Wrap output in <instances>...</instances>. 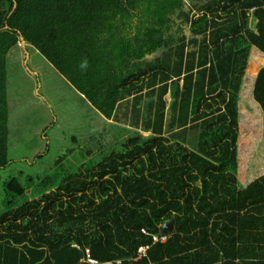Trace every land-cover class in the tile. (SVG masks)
<instances>
[{"label": "trees", "instance_id": "trees-1", "mask_svg": "<svg viewBox=\"0 0 264 264\" xmlns=\"http://www.w3.org/2000/svg\"><path fill=\"white\" fill-rule=\"evenodd\" d=\"M20 42L132 134L41 178L10 172L33 154L11 141ZM262 143L264 0H0V264H89L86 248L111 264H238L248 235L264 243Z\"/></svg>", "mask_w": 264, "mask_h": 264}, {"label": "rangeland", "instance_id": "rangeland-1", "mask_svg": "<svg viewBox=\"0 0 264 264\" xmlns=\"http://www.w3.org/2000/svg\"><path fill=\"white\" fill-rule=\"evenodd\" d=\"M8 61L11 70L9 94L12 144L18 146L22 154L27 152L26 148L30 145L33 146L29 152L33 151V154L36 150H45L47 144L50 147L49 154L39 158L38 163L30 164L36 159L33 154H29V160L25 159L24 163L10 169L23 182L28 173L35 178L51 174L56 160L64 154L68 155L66 166L81 164L83 158L100 159L96 155L102 149H113L117 139L132 134L131 127L107 119L87 105L84 97L62 75L56 73L33 47L25 48L23 42L12 47L8 52ZM38 76L41 78L40 87ZM167 98L168 109L172 98ZM127 128L130 129L125 130ZM177 133L186 136L184 141L188 146H196L198 129L188 128ZM139 134L146 136L149 133L140 130ZM74 137L76 141H73ZM69 148L74 149L72 153L67 152ZM81 149L84 157L79 154ZM89 150L91 154H88ZM258 150L264 153L263 143ZM21 168L25 171L23 176L19 174ZM32 190V187L26 190L21 202L33 199Z\"/></svg>", "mask_w": 264, "mask_h": 264}, {"label": "crops", "instance_id": "crops-1", "mask_svg": "<svg viewBox=\"0 0 264 264\" xmlns=\"http://www.w3.org/2000/svg\"><path fill=\"white\" fill-rule=\"evenodd\" d=\"M257 238L259 237H256L254 234L247 236V241L244 242L247 245L245 251L247 257H240L235 262H237L238 264H264V255H262V257H259L257 255L258 251L264 252L263 249L259 250L260 247H264V243H258Z\"/></svg>", "mask_w": 264, "mask_h": 264}, {"label": "built area", "instance_id": "built-area-1", "mask_svg": "<svg viewBox=\"0 0 264 264\" xmlns=\"http://www.w3.org/2000/svg\"><path fill=\"white\" fill-rule=\"evenodd\" d=\"M142 232H144L146 234L149 233L145 228H142ZM151 235H152V238H153V242H157V241L163 242L169 236L167 234V232H162V233H159V234H151ZM72 246L79 247V245L76 244V243H72ZM148 247H149V245H142V246H140L139 249H138V253H139V256L138 257H141L142 255H144L146 253V250L148 249ZM82 260L84 262H88L89 264H111V262H100L98 259L94 258L91 255L90 249H88V248L85 249V256L83 257Z\"/></svg>", "mask_w": 264, "mask_h": 264}, {"label": "water", "instance_id": "water-1", "mask_svg": "<svg viewBox=\"0 0 264 264\" xmlns=\"http://www.w3.org/2000/svg\"><path fill=\"white\" fill-rule=\"evenodd\" d=\"M173 226H174V219L171 218L170 220H168L163 224V231L164 232L171 231L173 229Z\"/></svg>", "mask_w": 264, "mask_h": 264}, {"label": "bare ground", "instance_id": "bare-ground-1", "mask_svg": "<svg viewBox=\"0 0 264 264\" xmlns=\"http://www.w3.org/2000/svg\"><path fill=\"white\" fill-rule=\"evenodd\" d=\"M215 5V4H214ZM159 60V59H158ZM162 73V72H161Z\"/></svg>", "mask_w": 264, "mask_h": 264}]
</instances>
